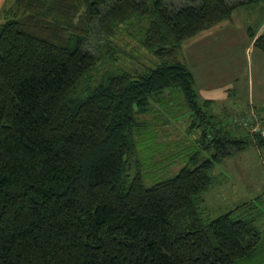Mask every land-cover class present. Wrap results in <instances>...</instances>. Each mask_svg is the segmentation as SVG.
Here are the masks:
<instances>
[{
	"label": "trees",
	"instance_id": "16d2710c",
	"mask_svg": "<svg viewBox=\"0 0 264 264\" xmlns=\"http://www.w3.org/2000/svg\"><path fill=\"white\" fill-rule=\"evenodd\" d=\"M262 1H5L0 264L264 262L260 196L209 222L200 211L215 165L264 146V127L246 139L202 130L199 151L150 186L137 150L149 128L142 117L157 112L154 105L208 117L209 100L199 103L193 74L179 59L182 44ZM134 21L135 28L144 23L139 44L155 61L131 72L107 62L115 60L110 39ZM250 36L264 53V33ZM93 37L97 53L88 47Z\"/></svg>",
	"mask_w": 264,
	"mask_h": 264
},
{
	"label": "rangeland",
	"instance_id": "374dc122",
	"mask_svg": "<svg viewBox=\"0 0 264 264\" xmlns=\"http://www.w3.org/2000/svg\"><path fill=\"white\" fill-rule=\"evenodd\" d=\"M166 1L181 5L185 0ZM233 1L228 0L230 3ZM145 23L147 26L149 19ZM222 24L211 32L224 30L232 32L231 35L218 37L209 34L208 43H203L205 40L201 39L205 34H199L184 42L179 54L180 60L192 66L191 61L196 62V57L204 54H199L202 43L205 46L204 59L216 57L217 62L212 61L214 66L208 71L221 74L219 84L201 92L197 81L194 83L199 103L210 99L204 108L208 112L205 121L191 116L184 111L185 107L179 110L177 105L170 112L154 105L158 111L142 117L149 128L138 137L137 150L139 159L144 162L146 186L177 173L186 164L188 154L199 151L197 144L202 130L218 128L232 137L246 139L249 134L264 127V53L251 46L250 36L264 33V1L236 9L231 19ZM143 25L141 23L138 27ZM134 26H137L135 21L121 26L115 37L110 39L115 49V60L107 62L131 72L151 66L155 61L139 44L138 27ZM98 43L100 41L96 37L91 38L89 49L97 53ZM193 123H196L195 127L191 126ZM210 154V150L200 151L198 158L204 159ZM212 175L215 176L214 183L204 193V202L200 206L203 220L209 222L260 196L255 205L263 213L259 226L264 232V146L249 145L245 150L223 159L215 165ZM244 264L264 262L258 260Z\"/></svg>",
	"mask_w": 264,
	"mask_h": 264
},
{
	"label": "crops",
	"instance_id": "0c3cea01",
	"mask_svg": "<svg viewBox=\"0 0 264 264\" xmlns=\"http://www.w3.org/2000/svg\"><path fill=\"white\" fill-rule=\"evenodd\" d=\"M5 1L6 0H0V11H1L2 7L4 6ZM222 25H218L216 27H220ZM216 27L203 32L205 34L204 36H202L203 38L201 39V41L205 40L203 43H205V42L208 43V38L210 36L209 34L216 35V36L218 35V37L223 36V35H228L229 36V35L232 34V32L224 31V30H222L220 32H215V33L211 32ZM200 46H203V48H201L200 49L201 51L199 52L200 55H202L201 53H204L200 57L202 59L196 57V62L195 61H191L192 66L189 65L187 62L186 63L190 67V70H191V72L193 74L194 82L197 81V83H198V85L200 87V90L202 92L203 90H210L211 88H215L219 84V80L221 79L219 77L221 76V74H219V73L217 74V73H214L212 71H208L209 68L214 66L212 64V61H214V63L217 62L216 61V57L214 56L213 58H211L212 56L211 57L208 56L207 59H204V57L206 55L205 54V46L202 43H200ZM251 46H252V43H251ZM248 49H250V47ZM208 100H210V99H208Z\"/></svg>",
	"mask_w": 264,
	"mask_h": 264
}]
</instances>
